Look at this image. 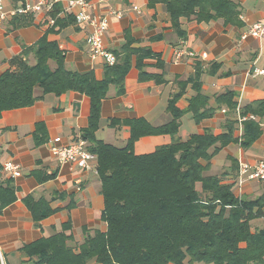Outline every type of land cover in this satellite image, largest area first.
Here are the masks:
<instances>
[{"label": "crops", "instance_id": "1", "mask_svg": "<svg viewBox=\"0 0 264 264\" xmlns=\"http://www.w3.org/2000/svg\"><path fill=\"white\" fill-rule=\"evenodd\" d=\"M24 1L32 0H4V9L8 11ZM88 1L93 4L95 14L108 19L105 47L116 56V62L123 61L127 55L130 60L123 91L111 85L107 97L102 100L95 130L97 139L122 147L130 135L129 120L143 119L158 127L172 119L168 105L172 98L176 97V107L185 110L198 93L209 97L208 107L214 108L211 117L196 122L191 112H184L175 136L161 133L139 137L133 151L146 154L173 140H185L205 130L222 133L237 111L248 103L264 99V77L248 74L253 67L264 64V46L252 37L239 43L240 35L248 25L264 18V0H234L239 4V24H225L222 19L196 22L181 18L184 40L172 28L166 7L160 1ZM65 4L66 0H59L55 9L60 10ZM135 6L138 9H134ZM58 16L67 17L66 23L59 20L56 25H50L48 20L52 16L43 11L0 20V75L8 68H14L10 65L13 57L21 55L25 48L33 46L45 35L64 50L67 69L92 72L99 80L104 78L108 64L101 56H91L87 49L86 37L90 28H79L71 13ZM138 50H149L163 61L164 82L139 80L135 52ZM24 57L29 62L34 61L32 52ZM143 62L146 72H157L156 57L145 58ZM226 92L232 94L236 103L234 112L215 101L216 96ZM35 93L39 95L41 90L36 88ZM89 111V97L68 90L60 95L47 93L31 105L1 112L0 166L4 162L15 163L21 174L10 177L0 171L2 179L12 178L16 194V199L0 211V264H33L21 247L61 231L66 222L70 223V231L78 240L83 237L84 229H105L101 219L104 202L96 156L90 161V168L85 169L60 162L50 151V141L57 136L63 144L81 136ZM260 127L259 137L248 148L242 149L234 142L222 147L211 159L209 173L218 174L213 167L219 161L220 152L223 170L219 174L230 170L231 157L237 162H256L264 153V119L260 121ZM241 133L242 126L235 125L233 135L240 136ZM232 178L229 174L222 182L233 181ZM263 189L264 186L256 181H246L240 187L235 183L232 187L236 196L247 198L260 196ZM26 196L47 200L54 212L38 223L34 222L22 201Z\"/></svg>", "mask_w": 264, "mask_h": 264}, {"label": "trees", "instance_id": "2", "mask_svg": "<svg viewBox=\"0 0 264 264\" xmlns=\"http://www.w3.org/2000/svg\"><path fill=\"white\" fill-rule=\"evenodd\" d=\"M157 1L165 5L170 24L181 40L185 39L181 18L196 22L222 19L225 24H239V4L234 0ZM56 9L50 12L54 17L52 25L59 20L66 23L67 17L60 18ZM29 52L33 62L24 57ZM135 52L139 80L164 82L163 61L149 50ZM150 57H156L157 72L145 71L143 59ZM10 65L14 68L0 75V114L31 105L47 93L60 95L73 90L89 97L90 111L81 137L96 156L104 202V230L84 229L82 240L73 242L70 223L66 222L61 231L21 247L33 264H264V189L256 198L233 193L238 168L233 157L230 170L209 173L211 159L222 147L234 142L246 149L259 137L264 99L248 103L239 111L240 115L251 113L259 117L244 120L240 136L233 135L238 124L235 115L222 133L205 130L185 140H173L153 152L135 154L133 145L141 136H175L184 112H191L196 122L211 117L214 108L208 107L209 97L198 93L185 110L176 107V97L172 98L168 103L172 119L158 127L143 119L129 120L127 143L117 147L97 139L95 130L109 87L114 85L123 91L129 55L123 61L106 65L104 78L99 80L92 72L67 69L64 50L43 35L21 55L13 57ZM36 88L41 90L39 95ZM215 101L234 112L236 103L230 92L216 96ZM229 174L233 181L222 182ZM11 179L0 176V211L16 199ZM22 201L36 223L54 212L43 198L26 196ZM258 221L263 225L253 226Z\"/></svg>", "mask_w": 264, "mask_h": 264}, {"label": "built area", "instance_id": "3", "mask_svg": "<svg viewBox=\"0 0 264 264\" xmlns=\"http://www.w3.org/2000/svg\"><path fill=\"white\" fill-rule=\"evenodd\" d=\"M105 1L97 0L99 3H104ZM58 2L59 0L24 1L6 11L4 9V0H0V20L40 11L49 14L55 9V5ZM92 6L93 4L88 0H66L65 6L57 11V15L71 13L74 23L79 28H90L89 34L86 37L89 53L91 56L103 57L108 65H112L116 63L117 58L104 44V34L108 27V19L106 16L95 14L92 11ZM74 8H76L75 11ZM133 8L138 9L136 6ZM116 15H119V13H116ZM48 21L50 25L53 24L54 17H49ZM247 37L255 38L259 44L264 46V18L259 22L249 24L240 35L239 43ZM248 74L264 77V64L253 67ZM236 115L239 126H242V122L246 119L257 120V117L251 113L240 115L239 111H237ZM50 151L60 162H68L85 169L90 168V161L95 157V154L88 149L87 140L81 136L73 142L66 144L61 143V138L57 136L50 141ZM0 171L9 174L10 177H16L21 174L19 166L12 162H4L1 165ZM246 181H256L264 185V153L254 163H247L242 160L238 161L235 183L240 187Z\"/></svg>", "mask_w": 264, "mask_h": 264}, {"label": "rangeland", "instance_id": "4", "mask_svg": "<svg viewBox=\"0 0 264 264\" xmlns=\"http://www.w3.org/2000/svg\"><path fill=\"white\" fill-rule=\"evenodd\" d=\"M220 156L219 157H217V160H219V161H217V164H216V166L214 165V167H213V170H215V172L216 173H218L219 174V172H221L222 170H223V168H222V166H221V161H220V158H222V154H221V152H220V154H219ZM225 167V166H224ZM260 184V183H259ZM260 185H262V184H260ZM257 223H260L259 225L257 224ZM262 225V222L261 221H258V222H256L255 223V225H253V226H256V227H258V226H261ZM82 240V238L81 239H74L73 240V242H78V241H81Z\"/></svg>", "mask_w": 264, "mask_h": 264}]
</instances>
